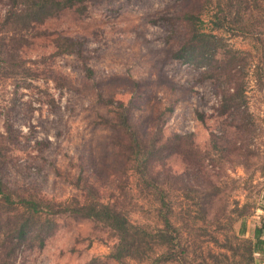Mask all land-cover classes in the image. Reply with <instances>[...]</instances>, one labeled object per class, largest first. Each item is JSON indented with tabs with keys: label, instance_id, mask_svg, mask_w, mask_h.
Listing matches in <instances>:
<instances>
[{
	"label": "rangeland",
	"instance_id": "obj_1",
	"mask_svg": "<svg viewBox=\"0 0 264 264\" xmlns=\"http://www.w3.org/2000/svg\"><path fill=\"white\" fill-rule=\"evenodd\" d=\"M200 6L197 0H90L84 12L64 10L21 29L6 19L2 0L0 47L14 52L9 69L0 65L2 182L20 196L72 206L93 187L91 198L110 202L134 223L160 227L155 191L132 169V141L113 125L122 104L144 144L158 150L152 174L174 206L183 256L160 264H248L243 249L230 248L251 238L262 221L264 86L250 72L255 133L246 138L235 126L228 132L231 151L219 157L211 133L228 124L217 117V85L207 69L174 58L185 41V12ZM225 35L228 44L251 50L249 40ZM246 148L254 156L246 151L245 158ZM35 227L13 264H153L113 260L117 235L94 219L47 214Z\"/></svg>",
	"mask_w": 264,
	"mask_h": 264
},
{
	"label": "trees",
	"instance_id": "obj_2",
	"mask_svg": "<svg viewBox=\"0 0 264 264\" xmlns=\"http://www.w3.org/2000/svg\"><path fill=\"white\" fill-rule=\"evenodd\" d=\"M6 1L9 6L6 19H13L15 27L28 29L33 25L43 24L48 17L64 10L84 12L86 3L90 0ZM197 2L201 5L199 8L185 12L187 30L185 41L174 54V58L207 69L209 78L217 85L220 93L217 117H225L228 125L226 130L218 131L219 134L211 133V148L217 151L219 157H223L222 155L231 151L230 147L235 142L230 137L229 130L236 126L246 131V138L253 137L255 133V129L252 128L255 126L254 116L249 110L248 89L250 72H254L257 81L264 86V0H197ZM21 29L20 33L24 31ZM225 34L249 40L251 50L238 49L228 44ZM6 45L0 47V65L4 69H9L14 52L7 50ZM116 109L113 125L120 128L132 141L130 157L137 163L132 169L146 176L148 186L155 191L156 216L161 222L160 227L150 229L134 223L128 214L110 202L105 203L99 198H91L93 187L89 188L91 193L87 194L85 202L77 201L76 205L72 206L47 202L44 198L20 196L0 179V209L6 211L5 216L0 215L2 256L0 262L3 260V264H13L17 250L25 241L32 238L35 225L42 223L43 217L47 214L66 213L108 225L118 239L111 254V258L117 262L151 260L153 264H160L180 261L183 249L179 229L173 220L174 206L168 192L159 187L160 182H157L152 174L155 167L154 157L158 150H154L152 145L144 144L134 129L130 110L126 106L121 104ZM200 117L203 119V115ZM235 118L241 123L235 124ZM174 136L177 140L185 137L179 134ZM246 151L254 156L253 150L246 148L245 158ZM4 166L5 164L0 165ZM263 171L264 168L261 172ZM208 184L216 188L213 181H208ZM93 195L95 196V193ZM260 209L262 221L254 230L253 236L238 239L240 247L230 248L235 254H239V250L243 249L248 255V264L264 263V204ZM46 223L51 229V220L45 219L44 224ZM40 241L43 246L45 242L43 239Z\"/></svg>",
	"mask_w": 264,
	"mask_h": 264
},
{
	"label": "crops",
	"instance_id": "obj_3",
	"mask_svg": "<svg viewBox=\"0 0 264 264\" xmlns=\"http://www.w3.org/2000/svg\"><path fill=\"white\" fill-rule=\"evenodd\" d=\"M264 264V263H263Z\"/></svg>",
	"mask_w": 264,
	"mask_h": 264
}]
</instances>
